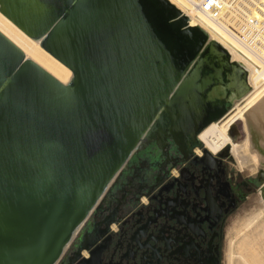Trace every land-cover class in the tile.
Returning a JSON list of instances; mask_svg holds the SVG:
<instances>
[{"label":"bare ground","instance_id":"6f19581e","mask_svg":"<svg viewBox=\"0 0 264 264\" xmlns=\"http://www.w3.org/2000/svg\"><path fill=\"white\" fill-rule=\"evenodd\" d=\"M209 41L242 67L248 89L197 138L262 178L264 209V62L199 8L186 0H0V264L58 262ZM30 77L42 85L33 91L39 119L56 128L4 105ZM71 203L60 227L55 214ZM257 220L264 242L261 210L244 227ZM252 245L240 240L235 264H264V246Z\"/></svg>","mask_w":264,"mask_h":264},{"label":"flooded vegetation","instance_id":"af4514ba","mask_svg":"<svg viewBox=\"0 0 264 264\" xmlns=\"http://www.w3.org/2000/svg\"><path fill=\"white\" fill-rule=\"evenodd\" d=\"M198 147L200 153L193 148L189 159L164 171L141 157L139 167L115 183L113 196L87 216L56 264H219L225 219L254 180L228 171L229 155Z\"/></svg>","mask_w":264,"mask_h":264},{"label":"water","instance_id":"95a60500","mask_svg":"<svg viewBox=\"0 0 264 264\" xmlns=\"http://www.w3.org/2000/svg\"><path fill=\"white\" fill-rule=\"evenodd\" d=\"M41 89L40 80L30 77L9 94L3 103L14 114L21 115L28 121L33 119L36 125L39 124L42 128L45 120L39 119V109L37 110L34 106V93L41 92ZM247 89L242 67L237 62L229 60L228 54L218 43L215 41L207 42L177 85L175 93L171 94L149 126L145 134L146 139L139 142L131 154L130 160L120 170L114 184L107 192L108 199L113 196L111 190L118 179L129 172L131 168L139 167L138 162L141 157L147 159V165L153 170L162 169L163 166L170 163H182L189 159L192 156L194 146L202 145L197 138V132L208 122L223 114L232 97H239ZM23 100L26 101L24 104L26 106H22ZM39 111L41 112V110ZM57 126L58 124L53 120L47 127L56 128ZM47 127L43 126L44 129ZM39 136V141H44V151L46 150L44 157L49 160L47 156L51 154V150L48 152V139ZM25 137L32 141L30 137ZM33 143L35 142L33 141ZM158 148L163 152H160ZM35 150L43 156V151L39 149L37 143ZM204 151L207 153L206 150ZM90 161L93 164L92 157H90L89 164ZM162 170L164 171V169ZM154 184L151 185L150 189L154 187ZM77 198L79 199V196ZM73 205L74 203H71L70 206L56 212V219L61 225L60 227H63L69 211L75 209ZM98 206L99 204L96 207Z\"/></svg>","mask_w":264,"mask_h":264},{"label":"built area","instance_id":"2783aa9c","mask_svg":"<svg viewBox=\"0 0 264 264\" xmlns=\"http://www.w3.org/2000/svg\"><path fill=\"white\" fill-rule=\"evenodd\" d=\"M264 62V0H186Z\"/></svg>","mask_w":264,"mask_h":264},{"label":"rangeland","instance_id":"374dc122","mask_svg":"<svg viewBox=\"0 0 264 264\" xmlns=\"http://www.w3.org/2000/svg\"><path fill=\"white\" fill-rule=\"evenodd\" d=\"M232 103L233 102L231 101L228 107L232 106ZM153 147L156 146L153 145ZM158 150L160 152H163V150H160L159 148ZM223 154L226 153L223 152ZM225 162L226 168L228 169V171L234 174V176L240 179L251 178V180H254V183L251 184L246 194L240 198L236 208L226 217L223 226L219 264H228L229 250H232L234 252L232 256V262L233 264H235L240 261L238 254V252L240 251L239 243L240 240L244 237H249V239L253 242L252 249L254 252L261 253V250L264 246L263 240H260L261 237H263L262 223L260 221L257 220L252 225L249 224L248 227H244L247 220L254 213L261 210V214L264 215V209H262L261 203L258 200L257 196L258 187L261 184L262 178L257 176L258 174L250 173L248 169H244L241 171L236 169L231 161L230 156H225ZM239 230H241V232Z\"/></svg>","mask_w":264,"mask_h":264}]
</instances>
